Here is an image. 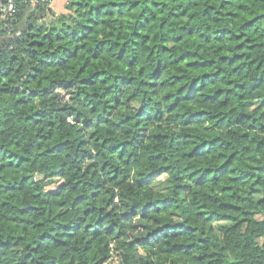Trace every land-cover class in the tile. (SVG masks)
I'll list each match as a JSON object with an SVG mask.
<instances>
[{"label":"clouds","instance_id":"clouds-1","mask_svg":"<svg viewBox=\"0 0 264 264\" xmlns=\"http://www.w3.org/2000/svg\"><path fill=\"white\" fill-rule=\"evenodd\" d=\"M0 264H264V0H0Z\"/></svg>","mask_w":264,"mask_h":264}]
</instances>
